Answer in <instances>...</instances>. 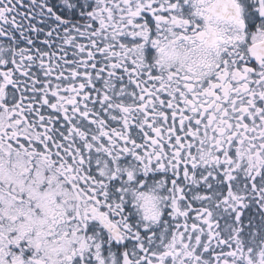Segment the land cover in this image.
Returning <instances> with one entry per match:
<instances>
[{
    "label": "snow or ice",
    "instance_id": "obj_1",
    "mask_svg": "<svg viewBox=\"0 0 264 264\" xmlns=\"http://www.w3.org/2000/svg\"><path fill=\"white\" fill-rule=\"evenodd\" d=\"M0 264H264V0H0Z\"/></svg>",
    "mask_w": 264,
    "mask_h": 264
}]
</instances>
